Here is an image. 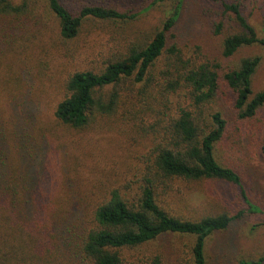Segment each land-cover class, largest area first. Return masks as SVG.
Returning <instances> with one entry per match:
<instances>
[{
    "label": "trees",
    "instance_id": "16d2710c",
    "mask_svg": "<svg viewBox=\"0 0 264 264\" xmlns=\"http://www.w3.org/2000/svg\"><path fill=\"white\" fill-rule=\"evenodd\" d=\"M108 1L0 0V90L9 94L7 111L0 109V264H44L42 257L54 249L77 264H162L158 256L150 262L128 261L124 252L172 234L194 238L189 264H208L205 247L209 237L229 230L246 215L264 214L247 199L240 176L215 158V146L223 139L227 122L220 113L210 116L211 126H206L203 118V106L214 103L223 89L232 95L238 119L256 116L264 107V91L254 93L251 79L260 58L242 59L233 69L208 62L194 65L184 59L175 44L170 46V40L175 41L181 0H175L159 29L145 43L112 54L98 69L76 68L68 73L53 112L58 125L76 132L119 113L132 122L139 114H149L157 121L138 129L157 135L162 123L158 118L169 110L168 97L187 89L190 105L178 108V116L169 117L166 126L160 127L162 142L150 149L139 187L134 194L130 185L113 188L95 203L75 195L68 180L63 182L66 195L60 193L61 164L53 141L36 128L37 109L29 99L31 82L36 74L43 75L48 65L20 67L18 60L5 63L3 58L12 56L14 46L27 41L40 24L54 30L55 42L67 48L79 37L85 21L133 18ZM223 6L233 13L241 32L223 39L222 57L228 59L254 45L264 49V40L240 16L238 6ZM133 94L139 111L129 118ZM176 179L236 187L244 208L234 215L222 213L195 221L174 217L158 205L157 196ZM261 226L264 223L254 229ZM237 264H264V257Z\"/></svg>",
    "mask_w": 264,
    "mask_h": 264
},
{
    "label": "rangeland",
    "instance_id": "374dc122",
    "mask_svg": "<svg viewBox=\"0 0 264 264\" xmlns=\"http://www.w3.org/2000/svg\"><path fill=\"white\" fill-rule=\"evenodd\" d=\"M174 2L109 0L114 8L133 18L112 22L85 21L79 37L67 48L55 42L54 30L50 32L40 24L27 41L14 46L15 51L9 55L10 58H3L5 63L18 60L19 66L48 65L43 75L36 74L31 82L29 99L37 109L36 128L53 141L55 157L61 164L58 186V189H63L61 194L66 195L63 183L66 180L70 181L75 195L84 201L95 203L111 189L126 185L131 186V194H134L145 173L150 149L162 142L160 127L178 116V108L190 105L187 89L170 95L169 110L158 118L162 123L157 135L138 129L139 125L147 128L157 121L149 114H139L135 122L124 120L120 113L100 118L84 132L66 130L53 117L55 105L62 98L61 83L68 73L76 68L98 69L112 54L117 55L130 45L145 43L159 29ZM232 4L238 6L240 16L255 30L257 37L264 40V0H181L174 27L175 41L170 40V46L175 44L182 57L190 59L194 65L208 62L223 69H233L242 59L257 56L260 63L251 79V89L254 93L264 91L263 48L254 45L239 50L228 59L222 57L223 39L241 32L233 13L223 6ZM218 25L219 33L216 32ZM8 98L9 94L0 90V109L7 111L5 102ZM131 98L133 113L129 118L136 117L139 111L138 99L134 94ZM232 102V95L223 89L214 103L203 106L204 124L211 126L210 116L214 113H220L227 122L225 135L215 146V158L240 176L247 199L264 213V107L254 118L241 120L237 118ZM157 203L170 215L192 221L222 213L234 215L244 208L238 188L214 181L173 180L164 192L158 191ZM259 223H264V214L246 215L229 230L209 237L205 247L208 264H237L239 260L255 261L264 257V226L254 229ZM193 243L191 236L172 234L134 251H125L124 255L128 261L150 262L158 256L162 264H189ZM42 262L77 264L55 249L46 253Z\"/></svg>",
    "mask_w": 264,
    "mask_h": 264
}]
</instances>
